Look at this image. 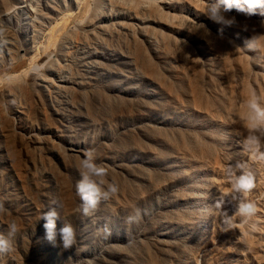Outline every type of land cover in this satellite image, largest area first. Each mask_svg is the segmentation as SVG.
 Here are the masks:
<instances>
[{
    "label": "rangeland",
    "instance_id": "obj_1",
    "mask_svg": "<svg viewBox=\"0 0 264 264\" xmlns=\"http://www.w3.org/2000/svg\"><path fill=\"white\" fill-rule=\"evenodd\" d=\"M165 1L0 0V234L20 229L0 264H264V162L243 148L253 92L264 105V16L233 9L226 25L206 0ZM87 149L119 187L90 216L75 190ZM238 161L256 171L247 223L225 195ZM53 201L71 248L45 238Z\"/></svg>",
    "mask_w": 264,
    "mask_h": 264
},
{
    "label": "clouds",
    "instance_id": "obj_2",
    "mask_svg": "<svg viewBox=\"0 0 264 264\" xmlns=\"http://www.w3.org/2000/svg\"><path fill=\"white\" fill-rule=\"evenodd\" d=\"M235 9L237 12L248 16L259 14L264 16V0H217L216 3H209L206 0L205 14L218 23L231 25L234 18L229 19L225 16L226 12ZM7 26L0 21V44L6 43L5 33ZM249 109L248 134L243 141V148L252 154L256 161L264 162V105L261 104L258 95L253 92L247 102ZM82 171L80 179L76 182L75 190L81 201V210L83 215L90 216L95 213L99 205L115 196L119 187L116 183L110 182L105 185L104 177L108 175V170L102 164L96 162L95 150L87 149L81 160ZM231 192L225 195L233 196L237 201L236 211L247 223L257 212V204L254 201L243 199V196L249 193L255 187L256 171L252 165L246 162L238 161L235 166L230 165L227 169ZM225 197H221L216 202L217 208H223ZM63 205L59 201H53L48 210L42 215L41 219L45 221V238L48 242L56 246L57 237L63 248H71L76 243L77 232L71 223L63 222L62 227L57 228V221L61 220L59 208ZM5 201L0 200V212H5ZM223 224L225 230L232 227L231 216L227 211H222ZM142 219L141 212L136 209L134 214L128 217V223H139ZM16 222H11L6 234H0V253H9L13 249L14 238L19 231ZM98 235L103 234L107 238L111 230L106 224L102 230H98Z\"/></svg>",
    "mask_w": 264,
    "mask_h": 264
},
{
    "label": "bare ground",
    "instance_id": "obj_3",
    "mask_svg": "<svg viewBox=\"0 0 264 264\" xmlns=\"http://www.w3.org/2000/svg\"><path fill=\"white\" fill-rule=\"evenodd\" d=\"M146 1H149V0H120V2H122V4H125V5H128L129 7H131V8H135V9H137V8H142V7H145V6H147V5H150L155 11H158V10H161L162 9V6L165 4V0H163V1H161L160 2V4L158 3H150V2H146ZM160 1V0H159ZM100 2V1H99ZM98 2V3H99ZM158 2V1H157ZM199 2V1H198ZM101 3V2H100ZM99 5V4H98ZM124 5V6H125ZM101 7V6H100ZM127 7V6H126ZM67 19V18H66ZM68 21V20H67ZM72 23H73V21H71ZM67 24H69V23H67ZM62 26V25H61ZM64 26H65V24H64ZM64 26H62L63 27V29H64ZM62 29V30H63ZM65 30V29H64ZM63 30V31H64ZM65 32V31H64ZM68 32V31H67ZM241 119V118H240ZM243 119V118H242ZM245 120H247V119H245ZM242 123V122H241ZM244 123V122H243ZM245 125L246 126H248V120L245 122ZM244 126V125H243ZM239 127H241V126H239ZM135 212V211H134ZM134 214V213H133ZM190 243V242H189ZM190 245V244H189ZM187 247H188V245H187ZM189 248V247H188Z\"/></svg>",
    "mask_w": 264,
    "mask_h": 264
}]
</instances>
